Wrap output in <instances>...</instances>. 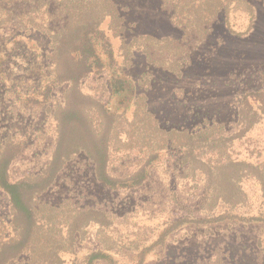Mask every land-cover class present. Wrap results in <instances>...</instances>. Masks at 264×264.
<instances>
[{
    "label": "trees",
    "instance_id": "trees-1",
    "mask_svg": "<svg viewBox=\"0 0 264 264\" xmlns=\"http://www.w3.org/2000/svg\"><path fill=\"white\" fill-rule=\"evenodd\" d=\"M165 6L172 10L175 24L201 39L222 9L227 20L232 10L251 15L244 34L253 29L256 17L255 6L247 0H165ZM106 21L111 29L124 28V17L114 0H0V25L44 33L51 46L47 54L50 66L39 63L17 79L10 78L11 82L19 81L20 87L8 89V93L21 110L46 106L55 125L48 163L39 172L23 176H14L11 171L13 162L26 151L23 139L0 132V264H13L21 257L25 264H67L65 255L77 252L88 226L94 223L100 226L103 247L83 254L79 264H119L115 254L120 246L106 232L117 229L119 217L106 208L79 206L70 199L52 204L38 198L80 152L93 163L96 179L113 190L142 186L173 154L183 175L201 184L194 207L185 210L155 240L146 244L128 238L133 264L147 263V255L161 249L166 237L186 223H264V161L236 159L230 152L232 144L264 118V87L243 96L238 122L231 129L222 123H207L193 131L163 128L145 96L134 94L132 84L119 74L110 73L104 95L84 90V80L107 71L109 63L104 55L113 56L112 44L102 28ZM173 42L147 35L127 47L138 43L148 50L149 43H168L175 54L178 51ZM64 84V100L51 104L55 88ZM119 154L135 156L134 168L126 175L110 169ZM246 178L256 179L263 190L255 212L242 185ZM135 232L131 229L121 235L130 237Z\"/></svg>",
    "mask_w": 264,
    "mask_h": 264
},
{
    "label": "rangeland",
    "instance_id": "rangeland-1",
    "mask_svg": "<svg viewBox=\"0 0 264 264\" xmlns=\"http://www.w3.org/2000/svg\"><path fill=\"white\" fill-rule=\"evenodd\" d=\"M247 1L256 8L253 29L248 34L244 32L251 21L249 13L232 10L227 20L222 9L201 39L174 23L165 0H114L124 17V28L111 29L109 21L102 25L112 44L113 60L104 55L109 63L107 71L84 80V90L104 95L110 73H116L128 79L134 94L145 96L148 108L163 128L193 131L207 123H222L231 129L238 122L243 96L264 87V0ZM15 34H19L17 38ZM147 35L173 39L172 46L178 52L172 53L168 43H149L148 50L138 43L127 47L134 39ZM50 48L44 33H27L13 24L0 25V132L18 135L26 149L11 166L14 176L39 172L48 163L55 125L46 106L24 110L15 107L8 89L20 87L19 81L9 80L24 75L36 64L50 66ZM27 79L23 83L28 84ZM66 87L55 88L51 104L64 100ZM230 152L236 159L264 161V118L235 141ZM134 158L119 154L111 161L110 169L126 175L134 168ZM200 185L183 175L173 154L152 171L142 186L113 190L96 179L93 163L80 152L38 198L52 204L70 199L79 206L103 207L115 214L120 218L115 222L117 229L106 231L120 246L115 257L119 264H133L128 238L146 244L155 240L172 221L194 207ZM242 185L252 211H257L263 194L261 185L254 178L244 179ZM131 229L136 232L130 237L121 235ZM99 230V224L88 226L77 252L65 255L67 264H79L83 254L103 247ZM263 247V222L186 223L166 237L161 249L148 254L145 264H264ZM13 264H25V258Z\"/></svg>",
    "mask_w": 264,
    "mask_h": 264
}]
</instances>
